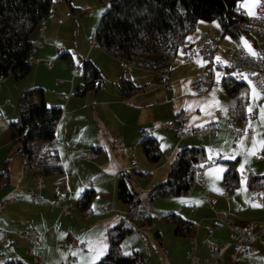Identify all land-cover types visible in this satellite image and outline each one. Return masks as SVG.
Wrapping results in <instances>:
<instances>
[{"label": "crops", "instance_id": "0c3cea01", "mask_svg": "<svg viewBox=\"0 0 264 264\" xmlns=\"http://www.w3.org/2000/svg\"><path fill=\"white\" fill-rule=\"evenodd\" d=\"M87 1L88 3L92 2L91 0ZM242 3L241 6L245 9L246 14H249L247 7H244ZM62 11L65 18H68L67 12L63 9ZM48 14L42 19V24L45 27L44 36L41 37L38 33H34L32 36L33 42H38V45L31 70L27 75L31 77L30 83L28 86L20 87L18 92L23 93L32 87H42L46 104L49 98L51 105L62 107V115L56 124L54 140L49 144L46 154L51 156L57 154L58 160L64 166L65 178L56 183L55 177H44L45 187L40 191L41 198L38 201H33L30 199V195L36 191L33 177L35 172L30 169L28 174L21 178V157L16 156V159L8 162L9 181L0 187V198L7 193H13L17 199L15 202L7 204L0 211V228L9 231L7 255L4 259H0V264L11 259H19L25 264H34L26 252L27 242L14 234V231L28 227H33L39 232V241L35 252L46 259L49 264H93L107 252L109 229L119 221L126 219L123 210L127 207L116 196L117 179L121 173L124 174L128 188L136 195L130 184V180L134 177L129 175L133 167L136 173L140 171L145 176L152 172L159 173V180L150 181L149 184L152 186L167 178L166 166L170 164L175 153L185 146L203 144L208 155H210V159L217 156L212 154L216 148V142L222 144L224 153L227 154H231L230 152L238 147L236 144L235 147L231 148L233 137L226 131H220L213 136L200 139L196 137L178 139L169 132L173 136L172 138L161 132L162 125L167 121L179 123L184 128L209 121H218L224 126L225 119L218 117V112L225 114L230 111L227 92L219 87L223 77H227L226 71L221 69L218 77L212 73L213 80L220 82L217 86L203 83L198 87L194 86L196 75L207 71L206 62L200 55L190 58L183 48L174 58L172 69L168 71L172 90H163L162 87L155 86L159 79L158 71L130 68L99 47H90V44L84 40L79 46L74 45V50L69 49L68 44L61 40V25L51 22L55 16L54 13L49 12ZM204 33L219 38L211 52L210 62H213L215 67L217 62L222 63L224 52L228 48L234 47L237 42L246 50L249 51L250 47L252 52L254 51L255 38L253 36H241L233 41L234 43L226 42L223 44L225 36L222 34L219 23L205 20L199 21L196 29L186 35L185 45L193 44ZM219 48L220 55L215 57V52ZM69 51L72 52L69 53ZM64 52L69 53L68 56L71 57L72 62L74 55L77 54L79 57L77 64L88 58L98 67L102 76V82L98 89L87 91L84 94H76V87L83 82L82 71L74 73L73 64L66 65L60 61L55 62L52 67L46 65V61L58 58ZM53 70L55 72L52 74ZM46 77L60 78V82H54L53 87L47 86ZM122 78H129L138 88L126 100L119 96L116 87ZM234 78L237 80L245 79L242 74ZM4 80L0 85L3 84ZM12 84H15V81ZM190 89L198 90V93H189ZM183 99H198L201 101V106L199 108L194 107L191 112L188 104L182 101ZM3 106H8V103L6 105L0 104V127L4 134L11 120L7 116V108L3 109ZM251 112L248 111L247 114ZM252 114L243 120L234 118L235 126L237 123L243 131H246L249 127V118L253 120L256 116L255 113ZM255 122L253 125L256 124L260 128H264L262 116H257ZM251 132L252 134L246 136L252 137L254 132ZM145 137L155 138L159 142V146L162 144L166 149L156 164L148 166L147 163L141 161L143 166L141 167L136 160L130 161L129 164L123 161L125 153L127 154L131 150L136 152L138 144ZM207 138L209 139L205 141ZM261 138V141H264V136ZM257 139L258 136L253 139L252 145ZM68 141L75 142L76 148L64 146V143ZM262 150L263 148L256 150L253 157L254 161L257 154L260 157L261 154H264ZM90 151H93L96 156L87 159L86 154ZM227 154H224V159ZM135 155L132 154V157H136ZM10 156L8 150H0V171L5 166L4 161L10 159ZM112 158L114 164L110 165ZM256 168L257 165H253L249 172L259 174L256 173ZM214 169L222 181L224 169L222 167L221 169L214 167ZM151 177L152 175L148 178ZM239 177V184L233 190H224L222 182L224 199L214 204V214L215 212L227 213L237 225L241 226L249 221L264 222V205L249 202V197L255 193L254 188L248 186L247 182L242 185L243 177L241 175ZM86 189H93L95 196L90 202L89 211L82 212L76 208V205ZM68 204L73 207V210L64 213L62 207ZM99 206H105L108 211L99 214ZM214 214L212 223L206 227L197 225L196 232L191 237L173 236V240L179 237L185 238V241H181L178 249L183 264H188L187 253L192 240L195 241L196 254L202 258L208 254V242L220 244L229 240V232L223 225H216L214 232L211 235L207 234V229L215 225ZM183 218L188 219L185 216ZM147 222L149 223L146 225H149L150 221ZM144 224L145 222L141 228L149 229ZM156 237L160 238L159 232L156 233ZM125 238L120 243L122 252L132 251L129 254L136 253L137 256H145L144 250L143 252L137 251L136 245L130 239ZM70 239L86 240L87 246L85 249L71 247L69 245ZM177 240L176 242H180V239ZM1 250L2 245L0 243ZM229 252L230 250L223 256L220 264H264V235L251 245L248 253L241 254L238 262H232L229 259ZM71 257H75L76 260L72 261ZM145 264L160 263L150 253L146 257ZM168 264L175 263L168 262Z\"/></svg>", "mask_w": 264, "mask_h": 264}, {"label": "trees", "instance_id": "16d2710c", "mask_svg": "<svg viewBox=\"0 0 264 264\" xmlns=\"http://www.w3.org/2000/svg\"><path fill=\"white\" fill-rule=\"evenodd\" d=\"M53 1L66 4L71 13L81 10L72 5V0H0V74L4 79L13 75L15 79L20 80L30 72L32 66L30 58L34 57L37 49L32 36L36 26L42 24L43 17L50 12ZM97 2L108 5L95 28L94 38L97 46L130 68L170 71L178 52L190 46L185 45L186 35L196 29L200 20H216L222 34H227L233 40L245 34L238 26L240 19V14L236 12L240 6L238 0H97ZM68 54L64 52L60 57L67 58ZM205 57L211 61V53ZM81 66L83 82L78 84L75 93L84 94L98 89L102 82L98 67L88 58L81 62ZM245 82H247L245 79L237 80L229 76L222 79L229 98L231 115L238 120L245 119L248 113V99L240 95ZM116 87L119 96L124 100L129 99L138 90L129 78H122ZM34 94L38 96L37 101L33 100ZM61 115L62 107L48 106L44 100L43 89L32 87L26 90L20 99L17 118L9 122L10 154L21 158L28 156L31 170L44 177H55L56 183L65 178V169L57 154L51 156L46 154V151L54 140L56 124ZM140 144L150 162L159 160L161 148L155 138L145 137ZM262 151L264 152V148ZM209 159L203 144L185 146L178 150L170 162L166 180L151 187L148 200L188 195L197 181V174L191 169L192 165L203 164ZM9 160L8 158L4 161L5 166L0 171V187L9 181L7 167ZM238 160L236 157L231 160L223 158L219 161L227 163L222 178L226 191L235 189L239 184ZM246 182L248 186L260 189L264 187V174L256 175L249 172ZM94 196L93 189H86L78 199L76 208L82 212L89 211ZM116 196L126 207L135 201L142 204L141 199L128 188L123 173L117 179ZM162 220L170 222L174 226V233L179 236L191 237L197 229L195 222L186 220L175 212L163 215ZM133 232L134 228L128 219H123L110 228L107 252L93 264H135L136 253L120 252L121 241ZM4 264L25 263L19 259H11L6 260Z\"/></svg>", "mask_w": 264, "mask_h": 264}, {"label": "rangeland", "instance_id": "374dc122", "mask_svg": "<svg viewBox=\"0 0 264 264\" xmlns=\"http://www.w3.org/2000/svg\"><path fill=\"white\" fill-rule=\"evenodd\" d=\"M91 3H88L87 0H72V5L74 7L80 6L81 9L78 12L71 13L69 10V7L64 3H59L56 1L52 2L50 13H54V17L52 18V24H60L61 25V40H63V43L68 44V48L74 50V45L79 46L82 40H84L87 44L92 41L96 25L101 17V15L105 12V10L108 8V5L103 3H98L96 0H91ZM257 3V0H246L242 3L244 7H247L249 14H254V8ZM57 7V8H56ZM63 10L67 12L68 18H65ZM49 15V14H48ZM45 15V16H48ZM44 16V17H45ZM203 21V20H200ZM215 23H218L216 20H213ZM225 39L223 44L226 42L234 43L230 36L227 34L224 35ZM248 36L246 34H243L242 37ZM233 45V44H232ZM222 46V44H221ZM72 51H69L71 53ZM220 55V48L215 52V57H218ZM67 56V58L64 57H58L51 59L52 63L55 64V62L60 61L66 63V65H71V67L74 69V66L77 64L79 57L78 55H74V61L72 62L70 60V57ZM203 59L206 62L207 71L212 75V73L215 74L216 77L219 76V72L221 69H218L215 67V64L213 62H210V59L208 57H203ZM71 61V62H70ZM222 63H225L224 59L222 60ZM226 67V65H225ZM224 71L227 72V76L229 77H235L241 76V74L233 69H225ZM55 70H53L51 73L53 74ZM82 74V73H81ZM31 77L26 76L23 79L17 80L13 77V75H9V77L4 80L3 84L0 85V104H6L8 103V106H3V109L7 108V112L10 120H15L18 116V105L20 102L21 97L26 91H23V93L18 92L20 87L22 86H28L30 83ZM15 84H12L14 83ZM47 86H52L53 83L60 82V78H48L45 79ZM246 84L242 86V90L240 91V95L243 97H247V110H252L251 113H255L256 116L252 119L249 118V127L247 130H251L254 132L253 136H242L241 139H239L237 144V149L230 152L231 154L224 153V149L222 148V144L219 142H216L214 149V156L219 155V152H222L220 154H227V157L225 160H231L235 159L236 157H239V160L237 162V169L240 173V175L243 177V180L241 181V184L243 185L246 182V174L249 172L253 165H257L256 173H259L257 175L264 174V154H261L260 160L254 161L253 157L256 153V150H261V137L264 136V128H260L258 125H253L256 123L257 116H262L261 110L264 109V94L257 91L252 85L245 82ZM5 85V86H4ZM3 87V88H2ZM153 87V86H152ZM220 89H224L222 83L219 85ZM29 88V87H28ZM42 88V87H40ZM159 88V87H158ZM30 89V88H29ZM163 89V88H161ZM28 90V89H27ZM164 90V89H163ZM198 90H192L190 89L189 93L197 94ZM33 100L37 101L38 96L36 94L33 95ZM184 103L188 104L189 109L191 112L194 110V107H200L201 101L198 99H183ZM181 101V102H182ZM5 104V105H6ZM48 106H55L51 105L49 98H48ZM256 107V109H255ZM206 110V109H205ZM247 111V112H248ZM163 113V112H162ZM204 114V113H202ZM6 118V117H5ZM168 122V121H167ZM237 128L240 130H243L240 128V125L236 123ZM246 130V131H247ZM161 132L164 133V135H167L169 137L173 136L167 131L166 129L162 128ZM258 136L257 140L255 141V152L254 154H250V151L253 149V139ZM260 137V138H259ZM209 138L205 139L207 141ZM10 133H9V125L7 126L6 133H2L1 127H0V150H8L10 147ZM161 147V156L165 153V147L164 145L160 144ZM10 152V151H9ZM229 153V152H228ZM132 154H136V157H132ZM210 154V152H209ZM210 156V155H209ZM161 158V157H160ZM16 159L15 155L10 156L9 162ZM18 159V158H17ZM123 161H125L127 164H129L130 161L136 160L137 163L141 165V161L145 162L150 165H155L156 162H150L141 146V144H138L137 151H128V153L123 156ZM209 161V160H208ZM20 162V157H19ZM207 162V161H206ZM114 164L113 158L110 162V165ZM214 167H217L221 169V167L224 169L227 168L226 162H216L212 166L209 167V169L205 172V178L208 184V189H204L199 184V178L197 176V181L195 185L193 186L191 192L186 196H174V197H158L154 200L150 201L148 200V192L151 189V186L149 183L151 180H159L160 174L159 173H150L149 175L145 176L141 173H136L135 168L133 167L129 175L133 176L134 178L130 180V184L134 188V191L136 192V197L141 199L142 201V210L141 214L144 217L142 220H129V224L134 228V232L131 233L129 236H127L125 239H130L135 245L136 250L139 252H143V246L142 242L139 238V234L145 236L146 242L148 245V248L150 250V253L155 256V259L160 264H168V262L175 263V264H183L182 257L180 258L178 249L181 245V241H185L184 237L174 238L176 234L174 233V226L167 221L162 220L163 215L175 212L176 214L180 215L181 217L185 216L188 218L187 220L196 222L199 227H206L208 224L212 223L213 220V214H214V207L215 205L210 204V199H214L217 203L221 202L223 197V188H222V181L221 177L218 178V175L215 173ZM170 169V164L166 166L165 171L166 173ZM142 170V169H140ZM223 174V173H222ZM151 178H148L151 176ZM162 175V173H161ZM167 177V175H166ZM163 181L166 179H162ZM162 182V181H161ZM220 189V190H218ZM259 194L262 196L264 195V187L259 189ZM252 196V195H251ZM124 209V206H122ZM124 209L123 211H125ZM150 221L149 222L147 221ZM144 224V226H148L149 229L141 228V225ZM160 233V238L158 239L156 237V233ZM177 239H180V242ZM123 254H129L132 251L122 252ZM7 255V254H6Z\"/></svg>", "mask_w": 264, "mask_h": 264}, {"label": "built area", "instance_id": "2783aa9c", "mask_svg": "<svg viewBox=\"0 0 264 264\" xmlns=\"http://www.w3.org/2000/svg\"><path fill=\"white\" fill-rule=\"evenodd\" d=\"M245 0H238L240 6L236 9V12L240 14L238 22L239 29L248 35L255 37V55H250L249 51L246 50L239 42L234 47L228 48L224 54L223 59L225 63L217 62L216 67L225 70L233 69L243 75L245 80L252 85L257 91L264 94V0H257L255 5V13L252 15L246 14L245 9L241 6V3ZM45 27L39 23L34 33H38L39 36L43 37ZM219 40L217 36L209 33H204L203 36L194 42L192 45L185 49V53L190 57L200 55L205 57L209 55L214 49L215 43ZM35 46L38 42H33ZM90 47H98L93 36L90 42ZM30 61H34L31 57ZM48 67H52L53 63L51 60L46 61ZM226 65V67H225ZM82 71L81 63L74 66V73ZM159 79L155 86L162 87L167 91L172 90V82L170 80L169 73L164 69L158 70ZM237 77V75H236ZM3 76L0 74V83L3 80ZM206 84L210 86H217L220 82L215 81L212 75L208 72H202L195 77L194 86L198 87L200 84ZM6 104V102L4 103ZM253 114H247L252 116ZM218 117L225 119V125L223 126L218 121H209L199 125H195L190 128H184L179 123L167 122L162 125L164 129L175 135L178 139H184L189 137H196L198 139L213 136L220 131L229 132L233 139L231 142V148L236 146V142L243 135H250V130L243 131L235 126V119L231 115L230 111L225 114L218 112ZM64 146L68 148H76V143L68 141L64 143ZM96 154L90 151L86 154L87 159L94 158ZM224 158V154H219L209 161L203 164L192 165V171L195 172L199 178V184L202 188L208 189V184L205 178V171ZM260 155L257 154L255 159L258 160ZM30 171L29 158L23 156L21 158L20 165V177L26 176ZM34 187L35 192L31 193L30 199L33 201L40 200V191L45 187L44 176L39 173H34ZM255 193L249 197V202L264 205V199L258 193V189L254 188ZM59 196V195H58ZM17 199L13 193H7L0 198V211H2L7 204L15 202ZM216 201L210 199V204L214 205ZM73 210L71 205H65L62 207L64 213H69ZM142 204L135 201L127 207L124 211L125 217L128 220H141L142 219ZM108 211L105 206L98 207V213L104 214ZM215 225L207 229L208 235L214 232L216 225H223L229 232V240L220 244L208 242L206 257L202 258L196 254L195 241H191V247L187 253L188 264H220L223 256L230 250L229 259L232 262H238L242 253H248L251 245L257 241L262 235H264V222L263 221H249L245 225H237L233 218L227 213L215 212L214 214ZM143 228V227H142ZM14 234L20 238H23L26 242V252L31 257L34 264H49V262L35 252V248L39 241V232L33 228L28 227L23 230H16ZM143 246L145 253L144 257L136 255L135 264H145L146 257L150 254L145 236L138 235ZM0 243L2 250L0 251V259H4L7 254V246L9 243V231L5 228H0ZM69 245L77 249H85L87 246L86 240L70 239ZM72 261H75V257H71Z\"/></svg>", "mask_w": 264, "mask_h": 264}, {"label": "snow or ice", "instance_id": "6c2138e0", "mask_svg": "<svg viewBox=\"0 0 264 264\" xmlns=\"http://www.w3.org/2000/svg\"><path fill=\"white\" fill-rule=\"evenodd\" d=\"M249 54L253 55V56L255 55V53L252 52L250 47H249ZM249 111L251 112L252 110L249 109ZM261 114H262V119H264V109L261 110ZM261 147L264 148V141H261ZM254 152H255V144L253 145V149L250 151V154H254ZM220 171H222V170H220Z\"/></svg>", "mask_w": 264, "mask_h": 264}]
</instances>
